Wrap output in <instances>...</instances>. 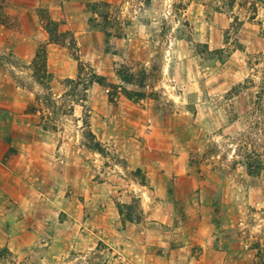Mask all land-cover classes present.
Segmentation results:
<instances>
[{
	"label": "rangeland",
	"instance_id": "374dc122",
	"mask_svg": "<svg viewBox=\"0 0 264 264\" xmlns=\"http://www.w3.org/2000/svg\"><path fill=\"white\" fill-rule=\"evenodd\" d=\"M249 2L0 0V252L26 264H260L264 171L241 165L244 148L264 164V103L250 115L264 11ZM41 49L50 79L34 65ZM168 158L187 160L168 182L184 198L175 210L144 188Z\"/></svg>",
	"mask_w": 264,
	"mask_h": 264
},
{
	"label": "trees",
	"instance_id": "16d2710c",
	"mask_svg": "<svg viewBox=\"0 0 264 264\" xmlns=\"http://www.w3.org/2000/svg\"><path fill=\"white\" fill-rule=\"evenodd\" d=\"M94 5H97V3H95ZM106 5V4H104ZM250 5V10L252 11V15H255L260 8H262V10L264 11V0H251V2H249ZM105 33V36L108 37L110 36L107 32L103 31ZM49 34H51L50 31H48ZM262 58H264V55L262 56ZM47 62V52L45 51V49H41L37 52L35 60H34V65L35 67H40V71L44 72L45 77L47 78H52L50 74L47 73L46 65ZM128 74L129 70L126 69L125 70ZM123 71L120 72V76L122 77V79L124 81H129L127 80L124 76H122ZM93 79L95 80V82L99 85H106L107 84V80L105 77H97V76H93ZM250 83L254 86L255 82L253 80H250ZM258 93H257V99H256V103H255V112L251 113L250 115H253L254 117L258 116V113L263 114V103H264V72H263V76L260 80V83L258 84ZM125 96L127 99L134 101V100H139L141 99L142 95L141 94H135L132 92H129L127 90H125ZM264 124V117H263V122L261 120V116L258 118L257 121L254 122V126L256 128H259V126ZM244 138L249 140V136H245ZM251 139V138H250ZM240 142H243L244 139H240ZM94 151L103 154L104 151L101 149L100 144H96L94 146ZM245 150L247 152H245ZM242 158H244L243 162L241 163L242 167L246 170L247 175L251 176V177H260V174H262V172L264 171V164L263 162H261V160L259 158H261L262 156L260 155L259 152L256 151H250L247 150V148H244V153L243 155H241ZM125 205H119L118 209H119V214L121 216L124 215L123 212V208H125ZM127 220L129 219V216H127ZM258 255H257V259H259L260 264H264V252L259 249L258 250ZM0 264H26L23 262L17 263L13 260V256L12 254L9 252V250L7 249H3L0 252ZM28 264V263H27ZM32 264V263H30Z\"/></svg>",
	"mask_w": 264,
	"mask_h": 264
},
{
	"label": "crops",
	"instance_id": "0c3cea01",
	"mask_svg": "<svg viewBox=\"0 0 264 264\" xmlns=\"http://www.w3.org/2000/svg\"><path fill=\"white\" fill-rule=\"evenodd\" d=\"M51 3L53 2L50 1V4ZM124 138L125 141H127L128 133L124 135ZM128 159L130 160V162H132L131 159L133 158L130 157ZM168 159H171V161H169V164L162 162L161 164L153 165L156 166L157 169L148 168V174L150 176L151 183H149V186H145L144 188H147L151 192L152 195L151 200L154 201V204H156L158 209L175 210V208L177 209L179 205L184 204V198H179L177 196L172 197L171 194L168 193L169 190L168 182L172 178H179V177L182 178V176L187 175V160L186 158H168ZM133 163L135 162L133 161ZM175 187L176 190H179L181 186L179 184L176 185ZM155 196L158 199H156Z\"/></svg>",
	"mask_w": 264,
	"mask_h": 264
}]
</instances>
